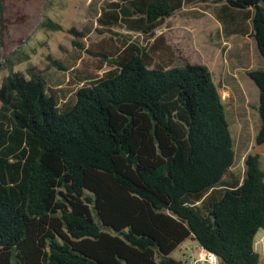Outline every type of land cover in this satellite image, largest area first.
<instances>
[{
	"label": "trees",
	"instance_id": "16d2710c",
	"mask_svg": "<svg viewBox=\"0 0 264 264\" xmlns=\"http://www.w3.org/2000/svg\"><path fill=\"white\" fill-rule=\"evenodd\" d=\"M216 1L224 28L236 12L250 20L264 58V0ZM135 3L138 16L124 21L144 32L180 6ZM2 14L0 0V33ZM117 19L109 13L105 23ZM147 58L130 45L65 101L32 67L2 79L0 264H192L170 256L187 238L221 264H261L253 246L264 229L259 155L245 157L242 177L229 175L233 139L209 68ZM247 74L259 90L262 144L264 68Z\"/></svg>",
	"mask_w": 264,
	"mask_h": 264
},
{
	"label": "rangeland",
	"instance_id": "374dc122",
	"mask_svg": "<svg viewBox=\"0 0 264 264\" xmlns=\"http://www.w3.org/2000/svg\"><path fill=\"white\" fill-rule=\"evenodd\" d=\"M2 1L0 83L13 71L27 73L32 67L62 101L71 100L77 88L110 70L111 61L130 45L144 48L151 66L204 64L224 103L233 139L235 160L228 174L242 177L248 154H258L264 170V143L255 142L259 90L247 74L264 68V58L243 13L236 12L234 22L224 28L217 18L221 2L180 0L170 16L144 32L124 21L138 16L136 0ZM109 13L117 15V24L105 23ZM236 27L245 33H228ZM193 244L187 238L170 256L186 258Z\"/></svg>",
	"mask_w": 264,
	"mask_h": 264
},
{
	"label": "built area",
	"instance_id": "2783aa9c",
	"mask_svg": "<svg viewBox=\"0 0 264 264\" xmlns=\"http://www.w3.org/2000/svg\"><path fill=\"white\" fill-rule=\"evenodd\" d=\"M260 233L264 234V229H259L255 234L253 246L255 250L259 249L260 247L261 251L264 253V237H261ZM190 262L192 264H221L218 256L215 253L205 250L201 247L197 257L190 258Z\"/></svg>",
	"mask_w": 264,
	"mask_h": 264
},
{
	"label": "crops",
	"instance_id": "0c3cea01",
	"mask_svg": "<svg viewBox=\"0 0 264 264\" xmlns=\"http://www.w3.org/2000/svg\"><path fill=\"white\" fill-rule=\"evenodd\" d=\"M261 237H264L263 233H260ZM197 246V247H196ZM200 251V247L196 244V242H194L193 245H191L190 247V252L188 253L187 257L189 260L190 258H195L197 257L198 253ZM259 253V260L261 264H264V253L261 251L260 247L259 249L256 250ZM260 254H262L263 256H260Z\"/></svg>",
	"mask_w": 264,
	"mask_h": 264
}]
</instances>
